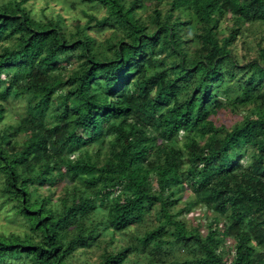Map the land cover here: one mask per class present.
<instances>
[{"label": "trees", "instance_id": "trees-1", "mask_svg": "<svg viewBox=\"0 0 264 264\" xmlns=\"http://www.w3.org/2000/svg\"><path fill=\"white\" fill-rule=\"evenodd\" d=\"M145 1L80 0L75 30L0 1V193L29 230L0 232V264H78L151 211L95 264H158L172 247L177 264H264V0H154L147 19ZM91 20L118 32L100 41ZM256 23L263 41H245ZM226 106L243 109L229 126Z\"/></svg>", "mask_w": 264, "mask_h": 264}, {"label": "rangeland", "instance_id": "rangeland-1", "mask_svg": "<svg viewBox=\"0 0 264 264\" xmlns=\"http://www.w3.org/2000/svg\"><path fill=\"white\" fill-rule=\"evenodd\" d=\"M3 1V0H0ZM73 1V2H72ZM28 7L34 12V15L37 18L45 19L46 17H54L61 14L64 17L65 26H67L70 30H75V23H85L87 20V16L84 15L83 9L88 10L87 7H82V3L80 0H27ZM145 7L137 8L138 14H140L143 18H148L149 12H152V8L154 6L160 7V4H155L154 0H146L144 2ZM95 11L98 15L104 14V7H99ZM230 23V21H223L221 23V26L225 29V26ZM254 27L247 31V38L245 41L251 40L252 38H259V40L263 41V33H262V27L257 28V23L253 25ZM183 33V38H186L187 35L191 34V31L187 29ZM101 27L99 25L94 24V21H90V27H88L89 32L97 37L98 40H104L107 36H114L118 30L116 26L109 27L106 30L100 29ZM226 33V29H225ZM251 36V38H249ZM116 38V37H114ZM249 42V41H248ZM237 44V52L239 56H241V60H248L250 56H254V53L252 51L248 54L246 53L244 49V45L241 44L240 38L236 42ZM236 44H233V50ZM199 46L198 40L192 41V42H183V48L185 51L189 53V51H192L193 49H196ZM236 56V55H235ZM244 62V61H243ZM242 62V63H243ZM241 81V80H240ZM193 81L189 80L187 82L188 86H192ZM13 98H9V102L5 103L7 112L11 114L12 116H19L20 114L24 112V101L21 100H12ZM250 104L246 105L249 106ZM221 113V117H215L217 124L222 123L223 125H231L235 121H237L239 115L242 113L243 109L242 106L238 107H231L226 106V108H222L219 110ZM22 112V113H21ZM219 113V114H220ZM14 118H9L6 121L7 122H13ZM5 122V123H7ZM4 126L2 122H0V127ZM0 186H1V179H0ZM60 188V187H59ZM62 189V188H60ZM46 192V191H43ZM190 191L186 190L182 193V199L179 202V205L183 204V202L189 198ZM55 195L57 194L54 192ZM3 195L0 193V232L4 234H9L11 232H24L29 231L26 222L22 218V216L15 213L14 208H12L11 202H4L2 200ZM53 199H55L53 197ZM62 204L59 202L56 204L54 209L62 210ZM148 218L138 225H130L129 230L126 233L123 234H117L115 235L114 239H110L109 234L105 236V239H102L101 242L96 246V243L93 244L90 248H78L75 253V259H73L78 264H95L97 262V259L99 257V254L104 246L105 249H112L113 247H116L119 244L124 243L125 239H131L130 235L141 233L142 230L149 227V222L153 219V211H151L148 214ZM109 233V232H108ZM35 237V233H32ZM102 238V237H101ZM86 249V250H84ZM185 249L183 247L176 248L172 247L168 248L167 253H165L161 259H159L158 264H177L178 261L182 260L186 257ZM130 256H133V254H130ZM27 259V257H24ZM5 264H27V262H22L21 258L18 260H7Z\"/></svg>", "mask_w": 264, "mask_h": 264}]
</instances>
